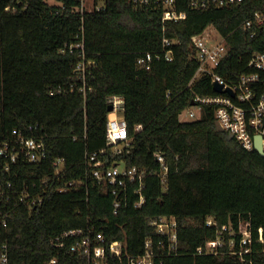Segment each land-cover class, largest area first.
Masks as SVG:
<instances>
[{
    "label": "trees",
    "instance_id": "obj_1",
    "mask_svg": "<svg viewBox=\"0 0 264 264\" xmlns=\"http://www.w3.org/2000/svg\"><path fill=\"white\" fill-rule=\"evenodd\" d=\"M20 1L27 9L12 13L10 0H0V145L17 135L42 140L47 158L31 164L0 156V211L8 216L0 245L7 247L8 264H88L70 248L95 234L106 243L124 241L129 256L142 255L149 241L155 264H247L227 246L216 255L197 249L238 221L250 222L253 238L261 230L264 239V158L217 132L213 107L203 106L191 121L181 122L180 114L195 96L215 95L208 76L188 86L198 67L192 38L207 28L225 38L227 55L214 72L234 81L248 73L254 54L264 53V27L243 28L264 0L206 10L177 0L176 11L186 17L178 22H162L160 10L136 9L128 0H106L100 11L83 14L78 0ZM81 28L84 82L74 71L78 51L68 52ZM164 37L175 41L173 61L137 66L146 52H161ZM112 96L124 101L129 143L121 154L107 146ZM101 150L106 167L144 173L141 205L138 185L130 183L115 211L111 188L97 183L85 159ZM156 155L167 168L163 183ZM22 193L28 197L20 202ZM32 200L40 203L30 206ZM160 218L175 221L174 240L156 232L151 222ZM75 230L81 234L57 246L56 237ZM251 260L264 264V243L253 244Z\"/></svg>",
    "mask_w": 264,
    "mask_h": 264
},
{
    "label": "built area",
    "instance_id": "obj_2",
    "mask_svg": "<svg viewBox=\"0 0 264 264\" xmlns=\"http://www.w3.org/2000/svg\"><path fill=\"white\" fill-rule=\"evenodd\" d=\"M80 2V13L85 11H100L106 0H78ZM190 8L194 10L210 9V8H233L238 7L244 0H188ZM130 4L136 9L152 8L161 11L162 22L172 21L178 22L184 20L185 13L176 11L177 0H128ZM10 5L7 11L15 12L18 10H25L28 7L27 3L20 0H10ZM251 20H247L243 24V28L248 30L253 28L264 27V9L253 14ZM254 36V32H251ZM77 38L78 42L71 44L68 47V52L73 50L78 51L80 62L75 66L74 71L79 73L84 82V70L87 63L84 57V41L82 39V28ZM175 41L164 37L162 40L161 52L154 56L146 52L137 60V66L141 68H149V65L155 58L156 60H165L172 62L174 55L172 54L171 46ZM192 48L198 67L194 72V76L189 82L188 86L200 80L203 76L210 78V84L217 83L222 85V89H228L232 92V96L228 93L218 94L213 96H203L192 100L193 105L180 114V118L184 116L187 121L197 118L203 106H211L214 111L215 123L219 127L231 135L232 139L246 150H254V139L259 137L261 140V147L264 151V53L254 54L247 63L248 73H243L235 79L230 81L222 76H219L214 70L221 65V62L226 57L227 48L225 46V38L214 29L207 28L200 35L192 38ZM90 62L88 63V65ZM80 92L84 93V86L80 88ZM112 109L109 112L106 123V139L107 146L113 154H121L122 148L128 146V138L126 137V122L123 117L124 101L121 97L112 96L109 98L108 106ZM139 129V127H136ZM105 151L100 153L94 152L91 155L86 154L85 159L87 166L92 170V177L97 183L103 182L111 188V193L115 197L113 207L115 211L121 208L122 202L125 198L126 184L137 183V193L139 202L137 206L143 202L141 192L142 180L144 173L139 172L134 167L126 169L123 166L106 167L105 163L99 160L100 155H104ZM0 156L6 158L10 163H16L19 156L27 163H40L47 158L42 140L26 139L21 135H17L12 144L4 142L0 145ZM155 160L162 168L161 182H164L167 168L164 166L163 157L155 156ZM59 161L55 164L57 165ZM156 174V173H155ZM25 195L22 193L19 196V201L22 202ZM40 200H32L30 206L39 204ZM8 216L0 211V225L7 226ZM155 226L156 232L160 235H170V239H175V233L171 232L176 227L173 219L160 218L151 222ZM208 226L216 225L211 220H207ZM81 234L80 230L64 232L62 235L56 237L55 242L57 246L63 247V240L68 237H75ZM264 243L262 238V231L258 230V237L253 238V229L248 221H238L237 227L232 224H225L217 230L216 238L207 241L204 248H198L197 254H211L216 255L218 251L224 246H227L228 252L238 257L241 263L252 264L251 254L254 243ZM72 253H78L83 256L88 264H108L107 259H116L120 264H155L153 261L154 253L152 244L147 241L145 243L144 252L142 255L129 256L126 250L124 241L114 240L106 243L101 234H95L94 237L86 236L85 238L76 240L70 248ZM0 264H8V253L6 245H0ZM46 264H55V260H51Z\"/></svg>",
    "mask_w": 264,
    "mask_h": 264
},
{
    "label": "water",
    "instance_id": "obj_3",
    "mask_svg": "<svg viewBox=\"0 0 264 264\" xmlns=\"http://www.w3.org/2000/svg\"><path fill=\"white\" fill-rule=\"evenodd\" d=\"M211 87H212L213 92H215V93L222 94L225 92V93H228L229 95L232 96V92L229 91L228 89H222V85L220 86L217 83H213ZM190 105L191 106L193 105V101L191 102ZM111 109H112V107H111V105H109L107 107V113H109L111 111ZM215 129L217 132L223 133V130L219 127V125L217 123H215ZM228 137H229V139H232L231 135H228ZM254 147H255L254 150L259 155V157L264 158V151L261 147V140L259 137H256L254 139Z\"/></svg>",
    "mask_w": 264,
    "mask_h": 264
},
{
    "label": "rangeland",
    "instance_id": "obj_4",
    "mask_svg": "<svg viewBox=\"0 0 264 264\" xmlns=\"http://www.w3.org/2000/svg\"><path fill=\"white\" fill-rule=\"evenodd\" d=\"M46 2H50V1L46 0ZM210 29H211V28H210ZM180 121H181V122H185V121H187V119L184 118V116H183V117L180 118Z\"/></svg>",
    "mask_w": 264,
    "mask_h": 264
}]
</instances>
